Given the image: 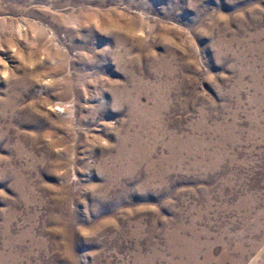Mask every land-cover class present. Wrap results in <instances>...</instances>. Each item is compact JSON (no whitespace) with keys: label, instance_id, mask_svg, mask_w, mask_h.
I'll return each mask as SVG.
<instances>
[{"label":"rangeland","instance_id":"1","mask_svg":"<svg viewBox=\"0 0 264 264\" xmlns=\"http://www.w3.org/2000/svg\"><path fill=\"white\" fill-rule=\"evenodd\" d=\"M0 264H264V0H0Z\"/></svg>","mask_w":264,"mask_h":264}]
</instances>
